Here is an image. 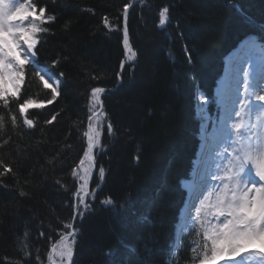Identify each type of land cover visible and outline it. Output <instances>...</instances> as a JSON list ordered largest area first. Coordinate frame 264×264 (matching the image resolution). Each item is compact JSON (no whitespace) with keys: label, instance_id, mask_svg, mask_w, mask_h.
I'll return each mask as SVG.
<instances>
[{"label":"trees","instance_id":"obj_1","mask_svg":"<svg viewBox=\"0 0 264 264\" xmlns=\"http://www.w3.org/2000/svg\"><path fill=\"white\" fill-rule=\"evenodd\" d=\"M35 2L47 9L45 17H57L41 25L50 33L37 35V63L63 81L55 102L29 111L33 129L20 116L17 125L11 124L18 105L7 111L0 106L5 116L0 160L15 169V174L0 177V264H50L55 242L70 233L64 225L73 224L74 192L82 183L71 172L79 169L87 150L84 132L93 86L107 89L102 95V144L93 151L94 210L82 222L75 219L79 234L71 261H65L168 264L185 198L179 181L189 176L199 146L195 90L211 96L224 56L246 35H261L264 0H137L126 24L123 6L134 0ZM163 6L170 8V18L161 27L158 11ZM125 26L136 55L121 71ZM35 72L26 66L21 96L45 101L51 89L43 87ZM53 115L57 119L46 123ZM108 123L114 127L111 134ZM100 166L106 171L103 181L98 179ZM109 197L113 205L100 203ZM191 237L184 236L172 264L196 263L200 247Z\"/></svg>","mask_w":264,"mask_h":264},{"label":"snow or ice","instance_id":"obj_2","mask_svg":"<svg viewBox=\"0 0 264 264\" xmlns=\"http://www.w3.org/2000/svg\"><path fill=\"white\" fill-rule=\"evenodd\" d=\"M143 3V0H139ZM135 4L125 3L123 6V18L125 24L129 11ZM47 9L38 6L35 0H0V106L4 110L13 109L18 105V114L11 115V124L17 125L18 116L23 117V124L29 129L35 127L33 119L28 118L29 110L34 106L42 109L45 105H51L58 98L62 77L56 75L55 87L45 79L40 72L34 73L35 77L42 82L45 89H51L50 98L45 101H37L31 96H21L22 85L27 86L25 80L26 66L31 65L38 55V34H49L44 23H52L57 19L55 14L45 17ZM170 8L163 6L158 11V21L161 27L165 26L170 18ZM70 21L64 27L70 26ZM108 25V20H104ZM42 43V41H41ZM123 46L132 59L136 54L129 46V31L125 26L123 30ZM187 59L191 62V56ZM124 64H121V68ZM122 76V73L119 74ZM245 88L247 89V73H245ZM106 93L103 86H93L87 101V131L84 136L87 139V150L84 151V159L79 161V169L73 168L71 175L78 177L82 183L74 192L76 203L73 205L74 219H80L93 211L95 194L89 191V177L93 175L92 168L96 157L93 150L101 146V117L105 109L102 107V95ZM258 101H264V95H257ZM246 101L241 102V111L236 115L241 117ZM100 109V111H97ZM58 115V114H57ZM53 115L46 123L51 124L57 119ZM5 116L0 115V129L4 127ZM107 133L111 134L114 127L111 123L105 125ZM237 133V141L232 146L227 164L222 169V174L212 175L213 181L219 184L209 192L200 202L196 209V218L203 230L202 253L199 254L198 264H241L242 253L256 258L257 264H264V140L247 143L240 137L243 121L233 125ZM7 143V142H5ZM227 151V149L225 150ZM87 161L88 167H84ZM53 163V161H49ZM0 177L8 174H15L11 164L0 160ZM106 171L103 166L98 167V179L103 181ZM3 181L0 180V184ZM60 184V181H56ZM99 189L97 188V191ZM22 196L28 193L21 190ZM89 197L91 201H89ZM100 203L104 206H111L114 200L109 197ZM65 231L73 229L72 232L61 235L53 252L59 249L61 257L71 261L73 256V245L78 232L72 223L64 225ZM254 244L259 247L253 251L247 250ZM195 252L196 249L193 248ZM218 257H221L218 260ZM49 261L52 256L49 255Z\"/></svg>","mask_w":264,"mask_h":264},{"label":"rangeland","instance_id":"obj_3","mask_svg":"<svg viewBox=\"0 0 264 264\" xmlns=\"http://www.w3.org/2000/svg\"><path fill=\"white\" fill-rule=\"evenodd\" d=\"M241 48H242L241 52H243L244 48H248V53L251 56L247 66H246V69H245V73H247V83H248L249 79L251 78L250 73H251L253 67L257 63V61L252 59V55L257 54V53H260V54L264 53V47H262L257 41L252 40V42H249L247 44H243L240 47V49ZM258 48H260L261 51H258ZM241 52H239V50H238V53H237V51L233 52L231 54V57L229 58V62L237 61L238 56L235 57V55L236 54L240 55ZM243 59H244V57H240L238 59V61L240 62ZM235 63H237V62H235ZM32 64H35V60L33 61ZM229 68L230 69L226 70L225 77H223V80L221 81V84L218 88L219 90L217 91L221 103H223L221 96L222 97L225 96V100H228L230 96H232V97L234 96L235 98L238 97V91L234 92V86L236 87V90H240V87H243L241 92H244L245 90H247L245 88V80L242 83V86H240V87L238 86L239 85L238 78L240 77V74L242 71V69H240V65L235 67L234 71L232 70L231 66H229ZM43 71H42V73L45 76V79H48L49 82L52 84V86L55 87L56 86L55 81H56L57 77H55L53 74L51 75L48 73H44ZM245 73H244V76H245ZM253 79H254V76L251 78V84H252ZM245 96H246V99L244 97H241V98H239V100L236 99L234 101H229L230 107H231V109H233V112L235 111L236 103L241 104V102L245 100L246 104H248L250 94H246ZM200 101L201 100L198 99L199 103L197 105V114L200 118L204 117V119H205L204 120L205 124L202 127V135H203V137H206L209 140L204 142V144L202 145L203 146V151H202L203 153L200 154V156H199L200 157L199 165L201 166V168L199 169L198 172L196 171L197 174L194 171L192 173L191 178L188 181L183 182V184L187 190H190L194 186H197L198 185V183H196L197 181L200 183H204L205 181L210 180L212 175L222 174V169L227 164L229 154H230L228 152V150L229 151L233 150L232 146L234 145V143L229 145V142L231 140H233L235 142L238 139L236 130L233 129L234 124L240 123L241 121H243L244 127L241 130L239 138H242L245 143H247L249 141V139L246 138V133L248 130L247 125H246V120H240L239 121L238 119L235 118L236 113L241 111V106L238 108L237 112L235 113V116H234V113L232 115L230 114V118H232V119H229L228 121L220 119L217 122H210V127H209L208 126L209 125L208 120L206 117V112L204 109V105L201 106ZM251 110H252V114H253L255 112V110H257V108L256 107L254 108L252 106ZM227 112H228V110H225L223 113L226 114ZM25 127L27 129H29L26 125H25ZM259 134H261V132H259ZM251 135H252V133H251ZM261 136H262V140H264V127L262 128ZM226 149H227V151H225ZM213 150H214V152H213ZM208 182H210V181H208ZM218 184H219L218 181L215 182L212 180V184L210 183V186L207 189V192L203 193L201 198H200V201L195 206L192 207V209L194 211L193 216L190 218H185L184 216L182 217V223L181 224H182L183 231H187L190 227L194 226L196 223H200L196 218V209L200 207L201 200H203L205 196L209 195V192H211L212 189L215 188ZM199 186H201V185H199ZM255 246L259 247L258 244H254L253 248H255Z\"/></svg>","mask_w":264,"mask_h":264},{"label":"bare ground","instance_id":"obj_4","mask_svg":"<svg viewBox=\"0 0 264 264\" xmlns=\"http://www.w3.org/2000/svg\"><path fill=\"white\" fill-rule=\"evenodd\" d=\"M259 76H262L261 79H260L262 81H259V79H258ZM259 87H264V59L261 60L257 70L254 71V79L252 80V84H251V87H250V89L252 90V92L255 95V98L257 97V95H260V93H258L259 90H264V88L263 89H258ZM256 102L257 103H261L263 101H256Z\"/></svg>","mask_w":264,"mask_h":264},{"label":"water","instance_id":"obj_5","mask_svg":"<svg viewBox=\"0 0 264 264\" xmlns=\"http://www.w3.org/2000/svg\"><path fill=\"white\" fill-rule=\"evenodd\" d=\"M136 1H137V0H135V2H136ZM135 2H134L133 4H135ZM128 56H129V54L127 53V54L125 55L124 60L122 61L123 64H125V60L128 58ZM121 69H122V68H121ZM121 83H122V79L119 77V83H118V85L121 84ZM102 107H103V105H102ZM95 170H96V166H95V164H94V166H93V175L91 176V178H90V180H89V189L91 188V183H92L93 176H94V174H95Z\"/></svg>","mask_w":264,"mask_h":264}]
</instances>
